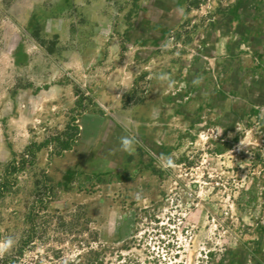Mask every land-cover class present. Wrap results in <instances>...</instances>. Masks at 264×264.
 <instances>
[{"label":"rangeland","instance_id":"1","mask_svg":"<svg viewBox=\"0 0 264 264\" xmlns=\"http://www.w3.org/2000/svg\"><path fill=\"white\" fill-rule=\"evenodd\" d=\"M0 244L264 264V0H0Z\"/></svg>","mask_w":264,"mask_h":264},{"label":"clouds","instance_id":"2","mask_svg":"<svg viewBox=\"0 0 264 264\" xmlns=\"http://www.w3.org/2000/svg\"><path fill=\"white\" fill-rule=\"evenodd\" d=\"M132 143H133L132 138H129L127 136L121 137L120 144L123 150L131 151ZM8 244H11V239H9ZM5 247L6 245L0 244V251H3Z\"/></svg>","mask_w":264,"mask_h":264}]
</instances>
